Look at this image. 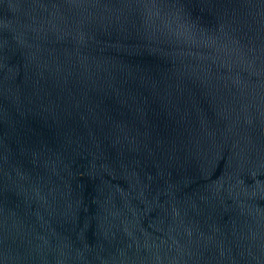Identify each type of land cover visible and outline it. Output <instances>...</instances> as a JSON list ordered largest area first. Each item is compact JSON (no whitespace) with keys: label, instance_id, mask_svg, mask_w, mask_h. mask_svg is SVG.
Returning a JSON list of instances; mask_svg holds the SVG:
<instances>
[{"label":"water","instance_id":"95a60500","mask_svg":"<svg viewBox=\"0 0 264 264\" xmlns=\"http://www.w3.org/2000/svg\"><path fill=\"white\" fill-rule=\"evenodd\" d=\"M0 264H264V0H0Z\"/></svg>","mask_w":264,"mask_h":264}]
</instances>
